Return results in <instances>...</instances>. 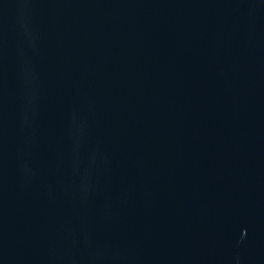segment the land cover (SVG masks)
Returning <instances> with one entry per match:
<instances>
[{
  "label": "water",
  "instance_id": "water-1",
  "mask_svg": "<svg viewBox=\"0 0 264 264\" xmlns=\"http://www.w3.org/2000/svg\"><path fill=\"white\" fill-rule=\"evenodd\" d=\"M0 264H264V0H0Z\"/></svg>",
  "mask_w": 264,
  "mask_h": 264
}]
</instances>
